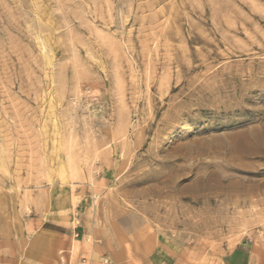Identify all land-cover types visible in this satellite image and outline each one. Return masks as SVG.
Segmentation results:
<instances>
[{
    "label": "rangeland",
    "instance_id": "rangeland-1",
    "mask_svg": "<svg viewBox=\"0 0 264 264\" xmlns=\"http://www.w3.org/2000/svg\"><path fill=\"white\" fill-rule=\"evenodd\" d=\"M247 250L264 264V0H0V264Z\"/></svg>",
    "mask_w": 264,
    "mask_h": 264
},
{
    "label": "crops",
    "instance_id": "crops-1",
    "mask_svg": "<svg viewBox=\"0 0 264 264\" xmlns=\"http://www.w3.org/2000/svg\"><path fill=\"white\" fill-rule=\"evenodd\" d=\"M52 226V227H50ZM56 228V229H55ZM43 231L46 233V235H50V236H44L41 238V240L44 238H47V239H51L53 240L56 244L54 246H46V245H43L45 247V249L47 251H50V253H53L63 245V240L59 241L57 240L56 238H54L53 236H59V237H64L65 235V228H63L62 226L60 225H56V224H46L44 225V229ZM98 255V256H97ZM233 254H230L228 255V263H225L223 261V264H253V261L255 259V257L251 255L250 252L247 251H239L238 254L236 255H233ZM100 255L97 254V253H93V258L92 260H89V261H85V263H79V264H100V260H101V257H99ZM113 263H116L117 264V261L113 262Z\"/></svg>",
    "mask_w": 264,
    "mask_h": 264
},
{
    "label": "bare ground",
    "instance_id": "bare-ground-1",
    "mask_svg": "<svg viewBox=\"0 0 264 264\" xmlns=\"http://www.w3.org/2000/svg\"><path fill=\"white\" fill-rule=\"evenodd\" d=\"M43 43H44V42H43ZM47 43H48V42H47ZM50 45H51V44H50ZM48 46H49V44L47 45V47H48ZM45 47H46V45H45ZM47 49H48V48H47ZM46 53H47V51H46ZM49 54H51V53H49ZM45 55H47V54H45ZM50 107H51V106H50ZM51 116H52V115H51ZM51 119H52V118H51ZM53 122H54V121H53ZM48 126H49V125H48ZM50 126H51V124H50ZM50 126H49V127H50ZM53 132H54V131H53ZM51 133H52V132H51ZM56 133H57V131H56ZM48 134H50L49 131H48ZM56 136H57V135H56ZM51 138H52V137H51ZM53 138H55V137H53ZM60 140H61V139H60ZM61 148H62V147H61ZM51 149H52V148H51ZM55 151H56V150H55ZM56 152H58V151H56ZM56 152H55V153H56ZM51 153H52V152H51ZM53 153H54V152H53ZM55 153H54V154H55ZM56 154H57V153H56ZM52 155H53V154H52ZM58 155H59V154H58ZM49 156H51V155H49ZM64 157H65V156H64ZM56 159H57V158H56ZM62 159H63V158H62ZM51 160H52V159H51ZM57 160H58V159H57ZM72 160H74V159H72ZM72 160H71V161H72ZM58 162H59V161H58ZM73 163H74V161H73ZM67 166H68V165H67ZM58 169H59V170H58L59 173L62 174L63 172H65V165H64L63 163H61V164L59 165V168H58ZM54 173H55V172H54ZM55 174H56V173H55ZM59 177H61V176H59ZM63 177H64V176H63ZM66 177H67V176H66ZM60 179H61V178H60ZM67 181H68V180H67Z\"/></svg>",
    "mask_w": 264,
    "mask_h": 264
},
{
    "label": "trees",
    "instance_id": "trees-1",
    "mask_svg": "<svg viewBox=\"0 0 264 264\" xmlns=\"http://www.w3.org/2000/svg\"><path fill=\"white\" fill-rule=\"evenodd\" d=\"M50 227H52V226H50ZM56 229V228H55Z\"/></svg>",
    "mask_w": 264,
    "mask_h": 264
}]
</instances>
